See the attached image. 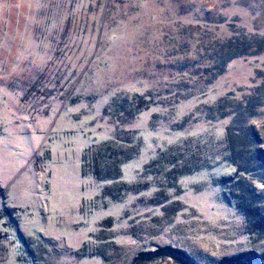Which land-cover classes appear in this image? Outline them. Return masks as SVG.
Wrapping results in <instances>:
<instances>
[{
	"label": "rangeland",
	"instance_id": "1",
	"mask_svg": "<svg viewBox=\"0 0 264 264\" xmlns=\"http://www.w3.org/2000/svg\"><path fill=\"white\" fill-rule=\"evenodd\" d=\"M199 19L223 22L220 33L262 29L264 0H0V264L264 254L235 191L264 205V186L234 180L229 116L216 108L251 85L264 55L206 83L225 57L199 50L197 28L184 33Z\"/></svg>",
	"mask_w": 264,
	"mask_h": 264
},
{
	"label": "trees",
	"instance_id": "2",
	"mask_svg": "<svg viewBox=\"0 0 264 264\" xmlns=\"http://www.w3.org/2000/svg\"><path fill=\"white\" fill-rule=\"evenodd\" d=\"M109 8L110 5L108 6V9ZM108 11H110V9ZM210 24L211 28L216 26L219 27L220 24L223 25V22ZM210 24L207 21L199 19L198 23L195 22V24L187 25L184 29V33L187 34L188 30H190L189 27L198 29L196 33H193L192 37L188 35V38L191 37L197 46L199 44V46H204L199 47V50L204 49L203 54L212 53L214 51L216 53L217 51L218 53H223L222 55L225 57L223 69L221 71L215 69V71L212 72L211 79L206 83L215 81L220 76H223L226 73L229 62L235 59H247L249 57L264 55V28L254 29L249 32L241 25L230 22L226 24V27L231 31L230 34H228L223 31L220 33V27L217 30H211ZM247 40L258 42L259 48L256 54H248V49L245 45ZM198 53L202 54L201 52ZM205 61L207 63L210 59ZM202 77L205 76L201 74L198 80ZM200 81L196 83L198 85L204 84ZM205 94L208 95L210 92H206ZM216 108L221 110L223 117L224 115L229 116L227 118L228 121L225 129L224 141L226 152L230 154L232 165L237 171L234 180H238L242 175L245 177L250 176L249 179L252 181L259 180V183L264 186V139L259 136L260 133L255 130L252 124L258 117L255 111L262 108L264 109V68L258 71L249 87L228 93L221 97L216 104ZM244 159L246 160L245 163L242 162ZM260 177H262L261 180L259 179ZM236 186L235 191L239 209L245 216L246 226H250V230L248 229V231L250 235L255 236V242L263 241L264 225H262V223L264 222L262 221L264 220H257L259 223H256L257 221H255L256 218L253 211L254 209H264V205L256 204L255 201H252L254 193L252 189L243 191L247 194L243 192L240 193V185L237 184ZM238 188L240 189L239 191L237 190ZM259 257H261L263 260L262 262H264V254L250 251L241 254L239 257L226 259L223 264H261V262L257 260Z\"/></svg>",
	"mask_w": 264,
	"mask_h": 264
},
{
	"label": "snow or ice",
	"instance_id": "3",
	"mask_svg": "<svg viewBox=\"0 0 264 264\" xmlns=\"http://www.w3.org/2000/svg\"><path fill=\"white\" fill-rule=\"evenodd\" d=\"M202 264H207V261H202Z\"/></svg>",
	"mask_w": 264,
	"mask_h": 264
}]
</instances>
